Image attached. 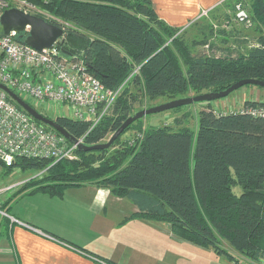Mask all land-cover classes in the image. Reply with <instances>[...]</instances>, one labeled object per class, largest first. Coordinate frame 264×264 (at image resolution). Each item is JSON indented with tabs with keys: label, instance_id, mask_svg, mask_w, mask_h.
I'll use <instances>...</instances> for the list:
<instances>
[{
	"label": "trees",
	"instance_id": "1",
	"mask_svg": "<svg viewBox=\"0 0 264 264\" xmlns=\"http://www.w3.org/2000/svg\"><path fill=\"white\" fill-rule=\"evenodd\" d=\"M34 1L68 23L59 39L61 51L82 58L106 88L120 89L111 110L92 128L88 120L53 117L38 108L70 135L86 134L87 144L104 142L145 96L174 98L189 89L222 90L241 78L264 79V0H249L248 17L258 30L255 42L244 49L223 36L220 54H191L180 38L181 27L160 18L152 0ZM225 4L236 6L232 0ZM26 34L16 38L24 41ZM211 101H203L195 131L180 117L176 125L144 124L140 117L108 148L78 149L77 158L55 162L16 156L11 165L0 161V166L4 175L15 169L31 173L15 195L42 191L62 196L69 186L95 182L132 200L140 211L130 217L167 221L176 235L212 247L230 262L241 263L232 250L257 260L264 254V116L248 107L263 101L246 99L235 110H219ZM130 128L136 134L122 140ZM9 223L0 213V227L8 231Z\"/></svg>",
	"mask_w": 264,
	"mask_h": 264
},
{
	"label": "crops",
	"instance_id": "2",
	"mask_svg": "<svg viewBox=\"0 0 264 264\" xmlns=\"http://www.w3.org/2000/svg\"><path fill=\"white\" fill-rule=\"evenodd\" d=\"M226 1L152 4L160 18L182 28ZM262 93L251 98L245 93L243 102L264 101ZM17 190L0 204L9 200V214L28 225L12 222L8 231L0 227V264H101L100 259L109 264H231L212 247L176 235L167 221L130 217L139 207L107 186L86 182L67 187L62 196L42 191L15 195Z\"/></svg>",
	"mask_w": 264,
	"mask_h": 264
},
{
	"label": "built area",
	"instance_id": "3",
	"mask_svg": "<svg viewBox=\"0 0 264 264\" xmlns=\"http://www.w3.org/2000/svg\"><path fill=\"white\" fill-rule=\"evenodd\" d=\"M13 6L56 22L64 30L65 25H68L34 0H0V15L5 9ZM237 8V18L250 21L241 3L237 4ZM208 11L203 10L202 14H207ZM29 29L30 26H27L24 32L28 33ZM16 35V31L0 35V82L17 92L37 109L41 108L49 112L58 108V105L67 106L69 114L65 115L88 120L91 124L90 128L98 124L111 110L120 89L106 88L89 72L82 58L64 54L59 46V39L62 37L52 46L40 50L20 41ZM138 69L139 66L135 70ZM14 101L5 90L0 88V161L11 165L16 156L50 158L53 162L63 158L78 157L77 150L80 144L86 143V134L70 140L51 126L38 123ZM248 110L253 114L264 116V101L248 107ZM44 171L45 169L36 171L32 177L41 176ZM29 178L25 177L0 188V193L12 188L14 184L22 185ZM0 213L9 216L13 223L28 225L3 210L1 204ZM99 262L109 264L103 259ZM231 264L243 263L232 261ZM247 264H264V254L257 260L249 259Z\"/></svg>",
	"mask_w": 264,
	"mask_h": 264
},
{
	"label": "rangeland",
	"instance_id": "4",
	"mask_svg": "<svg viewBox=\"0 0 264 264\" xmlns=\"http://www.w3.org/2000/svg\"><path fill=\"white\" fill-rule=\"evenodd\" d=\"M232 2H236L235 8L229 5H226L223 3L221 6L216 7L214 10H211V12L208 11L207 14L201 15L199 18L192 21L189 25L182 27L179 32L181 40H184L185 43L190 46V53H215L220 54L221 46H223L226 42H223L224 38L223 36H229L228 41L231 40V42L234 43V45L240 44L245 49V47L252 42H255L254 37L258 33L257 28L255 27V23L253 25L251 18L248 20H239L237 18V4L241 3L242 7L244 8L245 12L249 14L250 7H249V0H232ZM247 18V19H248ZM236 32L238 33V36L236 37ZM235 36L236 39L233 37ZM244 40V43L239 40ZM241 42V43H239ZM167 43V42H166ZM246 45V46H244ZM254 88V89H252ZM251 90H254L253 92ZM204 91L198 92L193 91L189 89L187 92L179 93L178 96L174 98L179 97H185V96H193L198 93H202ZM261 94V92H264V87L255 85V84H246L238 89L231 92L229 95L214 99L211 101L212 106L215 108H219V110H225L228 108H231V110H235L240 108L243 105V95L246 93L249 98L254 97L253 95ZM263 94V93H262ZM27 98V97H26ZM174 98H169L165 95H160L155 98H147L144 97V100L142 102H137L135 106V112L144 108H148L152 105L160 104L166 101H169ZM29 99V98H28ZM264 99V94H263ZM32 102V101H31ZM33 103V102H32ZM204 103L203 101H197L193 102L191 104H186L181 109H167L161 112L157 113H151L143 116L144 124L153 122V123H159V124H171L176 125L178 122H175V119H178L177 117H180L182 124L187 125L192 130H196L198 126V112L200 109H202ZM58 108H55L54 110H50V115L53 117L59 115L60 113L63 114H69V109L67 106L58 105ZM205 107V106H204ZM41 109V108H39ZM187 112L185 118L182 117L183 113ZM190 112V115L189 113ZM52 117V118H53ZM180 122V123H181ZM182 124L178 125L181 126ZM136 134V131L134 128H130L126 130L122 134V140L130 139L131 137ZM109 135L106 139L108 140ZM1 170V166H0ZM31 173L29 171H12L8 175H4L2 170L0 171V188L6 187L13 182H18L22 180L25 177H29ZM21 185L14 184L12 188L8 189L7 192L4 191L3 195L0 196L1 198H4V195H8L10 193H13V191L20 188ZM2 194V193H0ZM1 208L3 210H6L8 208L7 202H3L1 204ZM225 245V243H224ZM236 257L240 259V261L243 264H247L249 261V258L247 256L241 254L240 252H237L235 250H232ZM236 257L233 260H236ZM224 260H227L228 258L222 257ZM228 261V260H227Z\"/></svg>",
	"mask_w": 264,
	"mask_h": 264
},
{
	"label": "water",
	"instance_id": "5",
	"mask_svg": "<svg viewBox=\"0 0 264 264\" xmlns=\"http://www.w3.org/2000/svg\"><path fill=\"white\" fill-rule=\"evenodd\" d=\"M27 26H30V29L24 38V42L40 50L52 46L65 34V30L60 24L48 21L40 15L26 12L15 6L5 9L0 15V35H7L11 31H16L17 33L24 32ZM246 84H255L264 87V79L252 77L241 78L222 90H211L198 93L193 96L174 98L169 101L138 110L134 114L129 115L107 141L96 144H80L79 149L92 150L108 148L132 122L140 117L171 109L176 106L191 104L197 101L222 98ZM0 88L5 90L11 98L23 107L33 118L51 126L65 135L68 139L75 140V137L70 135V133L61 124H59L55 118L44 115L35 106L30 104L6 84L0 82Z\"/></svg>",
	"mask_w": 264,
	"mask_h": 264
}]
</instances>
